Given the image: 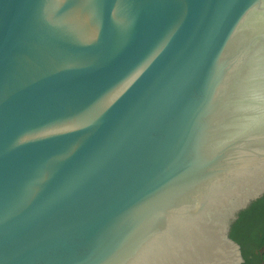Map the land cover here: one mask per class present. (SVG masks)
Segmentation results:
<instances>
[{
  "label": "water",
  "instance_id": "95a60500",
  "mask_svg": "<svg viewBox=\"0 0 264 264\" xmlns=\"http://www.w3.org/2000/svg\"><path fill=\"white\" fill-rule=\"evenodd\" d=\"M264 196V0H0V264H243Z\"/></svg>",
  "mask_w": 264,
  "mask_h": 264
},
{
  "label": "trees",
  "instance_id": "16d2710c",
  "mask_svg": "<svg viewBox=\"0 0 264 264\" xmlns=\"http://www.w3.org/2000/svg\"><path fill=\"white\" fill-rule=\"evenodd\" d=\"M230 238L240 245L243 264H264V197L239 214L231 226Z\"/></svg>",
  "mask_w": 264,
  "mask_h": 264
},
{
  "label": "flooded vegetation",
  "instance_id": "af4514ba",
  "mask_svg": "<svg viewBox=\"0 0 264 264\" xmlns=\"http://www.w3.org/2000/svg\"><path fill=\"white\" fill-rule=\"evenodd\" d=\"M264 197V196H263ZM262 198V197H261ZM251 264H258L257 262H255V261H252V263Z\"/></svg>",
  "mask_w": 264,
  "mask_h": 264
}]
</instances>
